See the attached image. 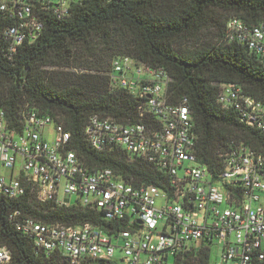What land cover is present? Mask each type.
I'll list each match as a JSON object with an SVG mask.
<instances>
[{
    "label": "built area",
    "instance_id": "2783aa9c",
    "mask_svg": "<svg viewBox=\"0 0 264 264\" xmlns=\"http://www.w3.org/2000/svg\"><path fill=\"white\" fill-rule=\"evenodd\" d=\"M81 1L0 0V11L14 20L2 31L7 56L12 58L25 40L37 38L43 28L38 12L63 18ZM226 37L247 46L264 63L263 23L232 17ZM110 79L113 86L146 98L139 105L142 120L122 123L93 114L85 126L87 141L98 151L120 148L155 164L168 179L167 189L135 184L109 167L90 168L69 148L70 133L51 116L26 111L19 129L9 125L0 109V169L11 170L9 177L0 173V192L16 198L32 186L39 200L87 206L114 225L108 233L91 223H44L15 210L10 217L16 227L38 251L58 255L66 264H202L204 252L210 254L208 264H262L264 157L242 144L232 146L221 152L222 168L215 167L213 174L197 159L188 98L169 101L171 78L164 70L123 55L112 60ZM217 100L264 132V103L240 85L220 84ZM61 194L75 196V202H66ZM117 224L122 227L116 229ZM10 260L11 250L0 246V264Z\"/></svg>",
    "mask_w": 264,
    "mask_h": 264
},
{
    "label": "trees",
    "instance_id": "16d2710c",
    "mask_svg": "<svg viewBox=\"0 0 264 264\" xmlns=\"http://www.w3.org/2000/svg\"><path fill=\"white\" fill-rule=\"evenodd\" d=\"M37 15L43 23L41 32L9 58L2 31L14 20L0 11V109L11 127L21 128L26 111H39L65 127L69 148L90 168L109 167L135 184L167 189L168 179L155 164L120 148L98 151L85 136L93 114L122 123L142 120L139 105L144 106L146 98L111 84L112 60L127 55L170 76L166 90L170 102L188 98L197 159L213 174L215 167L222 168L221 152L232 146L242 144L264 157V132L217 100L220 84L235 83L264 103L260 56L226 37V23L232 17L264 24V0H82L63 18L51 11ZM78 67L83 72L73 76L50 70ZM15 210L44 223H91L108 233L114 228L93 208L39 200L32 186L16 198L0 192V246L11 250L7 264H66L60 256L47 257L36 249L10 217ZM209 259L204 252L201 263L208 264Z\"/></svg>",
    "mask_w": 264,
    "mask_h": 264
},
{
    "label": "rangeland",
    "instance_id": "374dc122",
    "mask_svg": "<svg viewBox=\"0 0 264 264\" xmlns=\"http://www.w3.org/2000/svg\"><path fill=\"white\" fill-rule=\"evenodd\" d=\"M81 68L82 67L73 68V69L72 68H50V70H52L53 73H57V74L59 73L60 74V73L66 72V73H69L71 76H73V74H78V73L83 72V70ZM0 173L9 177L11 170L2 167L0 169ZM60 198L64 199L66 202H70V203L75 202V196H70L68 194L67 195L61 194ZM122 254H123V252L121 249L116 250V255L121 256ZM216 255H217V251L214 250L213 254H212V260H214L216 258Z\"/></svg>",
    "mask_w": 264,
    "mask_h": 264
}]
</instances>
